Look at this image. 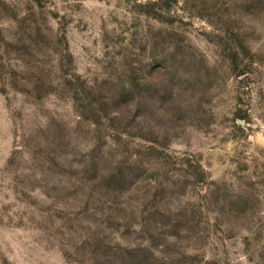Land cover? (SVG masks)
<instances>
[{
  "label": "rangeland",
  "instance_id": "obj_1",
  "mask_svg": "<svg viewBox=\"0 0 264 264\" xmlns=\"http://www.w3.org/2000/svg\"><path fill=\"white\" fill-rule=\"evenodd\" d=\"M0 264H264V0H0Z\"/></svg>",
  "mask_w": 264,
  "mask_h": 264
}]
</instances>
